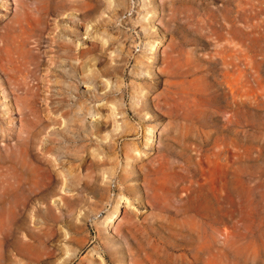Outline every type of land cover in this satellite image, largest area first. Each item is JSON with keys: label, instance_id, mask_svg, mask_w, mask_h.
Masks as SVG:
<instances>
[{"label": "rangeland", "instance_id": "374dc122", "mask_svg": "<svg viewBox=\"0 0 264 264\" xmlns=\"http://www.w3.org/2000/svg\"><path fill=\"white\" fill-rule=\"evenodd\" d=\"M23 13L39 119L0 58V138L42 148L18 236L55 257L7 264H264V0H0Z\"/></svg>", "mask_w": 264, "mask_h": 264}, {"label": "bare ground", "instance_id": "6f19581e", "mask_svg": "<svg viewBox=\"0 0 264 264\" xmlns=\"http://www.w3.org/2000/svg\"><path fill=\"white\" fill-rule=\"evenodd\" d=\"M47 25L48 23L46 25L41 23L40 15L28 18L25 13L11 22L0 23V58L5 61L10 71L12 69L17 75L15 98L16 100L20 98L21 102L29 107V114H32L34 121L39 119L33 107L38 99L42 82L37 72L41 64L47 63L44 57L46 50H41L43 47L41 44L48 41L43 36L44 30L48 28ZM56 46L67 45L64 42H57ZM55 50L59 55L58 50ZM86 51L88 50L84 48L80 52ZM21 128H24V124ZM27 136L28 132L26 138ZM6 138V134L0 138V264H7L6 261L10 259L6 252L8 247L30 260L50 263L55 257L53 248L47 252H35V242L47 243L48 237H35L33 241H28L18 236L21 230L20 222L26 219L27 204L42 197L49 184L42 180L44 172L43 158L40 155L42 148L28 147L25 143L8 146L7 143L1 142ZM42 255L46 256L41 257ZM73 255L74 252L68 253L66 259Z\"/></svg>", "mask_w": 264, "mask_h": 264}]
</instances>
